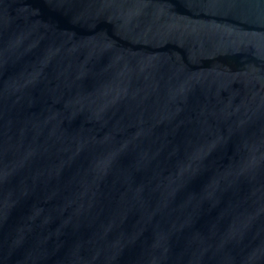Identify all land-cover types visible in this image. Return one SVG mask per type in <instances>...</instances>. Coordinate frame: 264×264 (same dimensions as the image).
I'll list each match as a JSON object with an SVG mask.
<instances>
[{
	"label": "water",
	"instance_id": "water-1",
	"mask_svg": "<svg viewBox=\"0 0 264 264\" xmlns=\"http://www.w3.org/2000/svg\"><path fill=\"white\" fill-rule=\"evenodd\" d=\"M0 264H264V0H0Z\"/></svg>",
	"mask_w": 264,
	"mask_h": 264
}]
</instances>
